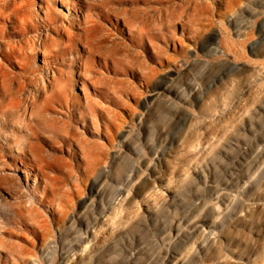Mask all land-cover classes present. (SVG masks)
Returning a JSON list of instances; mask_svg holds the SVG:
<instances>
[{
  "label": "rangeland",
  "instance_id": "374dc122",
  "mask_svg": "<svg viewBox=\"0 0 264 264\" xmlns=\"http://www.w3.org/2000/svg\"><path fill=\"white\" fill-rule=\"evenodd\" d=\"M4 4L0 264H264V0Z\"/></svg>",
  "mask_w": 264,
  "mask_h": 264
},
{
  "label": "bare ground",
  "instance_id": "6f19581e",
  "mask_svg": "<svg viewBox=\"0 0 264 264\" xmlns=\"http://www.w3.org/2000/svg\"><path fill=\"white\" fill-rule=\"evenodd\" d=\"M9 1H10V2H16V0H9ZM20 1H21V5H22V2H23V1H26V0H20ZM43 1H49V0H43ZM227 1L230 2L231 0H227ZM196 3L199 4V1H196ZM219 4H220V2H219ZM221 4H222V3H221ZM29 5H33V2H32V3L30 2ZM20 7H21V9L19 8V10H20L21 12H20L19 15L16 16V21L20 22L21 24H23V23H25V22H29V25H30V21H31V20H29L28 17H25V16L22 17V13L24 14L25 11L27 12V10H26V9H27V6H26V5H22V6H20ZM17 10H18V9H17ZM12 11H13V10H12ZM48 13H52L51 10H49ZM0 16H3V17L9 16V14H8V6H6L5 4H4V5H1V7H0ZM37 16L39 17L38 14H37ZM52 21H53V20H52ZM98 21H99V20H94V19H89L88 21H86L85 23L88 24V26L84 29V32H85L84 34H86L92 26L97 25V24H98ZM125 22H126L127 24H129V22H128L127 19H125ZM130 29H131V28H130ZM84 34L80 35V37L82 38V36H84ZM160 35H161L162 37L165 36V34H158V33L155 34V36H157V37H160ZM135 36H137V37L135 38ZM145 37H147V38L150 40V42L153 44V47L157 49L158 46L154 43V41H153V37L150 36V35H145L144 32H143L142 30H138V31H136V34H134V38H133L132 41H131V42H132V46L142 47V46H143V43H144V38H145ZM174 38H175V37H174ZM81 42L83 43V39H81ZM85 44H87L86 41H85ZM36 48H37V52H39L40 54H42L43 56H45V53H44L42 50H40V41L37 42ZM94 51H97V50L94 49V50L91 52V54H94ZM77 52H78V54H80L79 51H77ZM93 64H94V63H93ZM94 65H95V64H94ZM72 87H73V82H72V79L69 78V83H67L66 85L63 86V92L66 91V93H65L66 96L69 95V93H71L72 97L74 98V104H75L79 109H81L82 101H81V99H80V96H79V94L73 92ZM67 103H69V100L67 101ZM68 107H69L68 104H66V105H65V108L68 109ZM103 107H104V106H103ZM80 112H81V111H80ZM81 113H82V112H81ZM6 139H7V140H8V139H11V137H9V136L6 135ZM25 146H27V145H25ZM25 146H20V147H19V148H20L19 154H18V155L13 154V157H12L13 160H14V163H12V165H6L5 168L10 169V168H12V166H13V167L15 168V170H16V169L19 170V166L17 165V161L19 160V161H20V165L23 166L22 168H20V170H21L23 173H25L26 175L29 173V172L27 171V169L24 168V166H26V162H24V160H25V158H26V155H25V153H24ZM29 146H32L30 142H29ZM27 172H28V173H27ZM3 178H5V177H3V176L0 175V184L3 183Z\"/></svg>",
  "mask_w": 264,
  "mask_h": 264
}]
</instances>
